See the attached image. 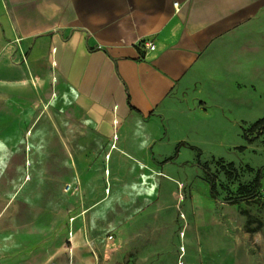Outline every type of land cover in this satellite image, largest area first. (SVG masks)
I'll return each mask as SVG.
<instances>
[{
	"label": "crops",
	"instance_id": "obj_1",
	"mask_svg": "<svg viewBox=\"0 0 264 264\" xmlns=\"http://www.w3.org/2000/svg\"><path fill=\"white\" fill-rule=\"evenodd\" d=\"M239 85L264 97V0H0V246L21 234L9 206L28 178L27 145L38 142L40 166L50 144L48 160L75 150L57 142L55 105L109 158L117 145L110 163L148 165L180 115L208 113L211 89L232 101Z\"/></svg>",
	"mask_w": 264,
	"mask_h": 264
},
{
	"label": "rangeland",
	"instance_id": "obj_2",
	"mask_svg": "<svg viewBox=\"0 0 264 264\" xmlns=\"http://www.w3.org/2000/svg\"><path fill=\"white\" fill-rule=\"evenodd\" d=\"M218 90L210 91L208 113H183L165 148L146 150L150 168L112 162L111 180L105 177L106 144L91 131L83 135L86 123L76 112L55 105L57 142L71 140L76 151L67 149V159L57 151V160H48L50 144L40 166L38 142H32L28 178L9 206L21 234L0 246V264H52L56 256L63 264L74 246L76 264H178L182 246L184 264H264V135L253 143L244 137V129L264 116V97L239 85L231 101L230 91L221 96ZM218 105L227 106V118ZM175 139L185 144L175 149ZM201 165L215 176V194Z\"/></svg>",
	"mask_w": 264,
	"mask_h": 264
},
{
	"label": "bare ground",
	"instance_id": "obj_3",
	"mask_svg": "<svg viewBox=\"0 0 264 264\" xmlns=\"http://www.w3.org/2000/svg\"><path fill=\"white\" fill-rule=\"evenodd\" d=\"M32 129H30V130H28L27 131V133L28 134H32ZM30 148V145H27V148ZM120 150L118 147H117V145H114V148H112L111 149V154H110V158H111V155H112V153L114 152V150ZM121 151V150H120ZM131 157V156H130ZM109 158V155H106V159H108ZM110 158H109V160H107V162L109 163V167L108 168H106V170H105V177H109V179L111 180V175H112V171H111V163H110ZM133 160H135L138 164H140V165H142V166H144V167H147V168H150L146 163H144L142 160H137V159H134L133 157H131ZM29 160L27 159V162H28ZM156 174L157 175H163V176H165V177H167L168 179H171V180H173V181H175V182H177L178 184H179V186H183L182 185V183H181V181H178V180H176V179H174L172 176H170L169 174H166V173H163V172H160V171H156ZM27 177H28V175H27ZM105 192H106V194H111L112 193V185H111V187H109V186H107L106 188H105ZM84 212H87V210H85ZM80 216H81V214H77L76 216H73V218L71 219V220H73V221H75V220H77V219H79L80 218ZM182 217H184V218H186V216H185V214L182 216ZM72 234H74V232H72ZM180 237H181V239H183V238H185L186 237V232L184 231L181 235H180ZM180 251H181V254H180V260H179V262H178V264H184V262H183V258L185 257V255L187 254V248L185 247V246H182L181 247V249H180ZM67 252L69 253V258H71V259H69V261L67 262V263H63V264H76L75 263V246L74 247H72V248H69V250H67ZM66 253V252H65ZM56 258V261L55 262H53L52 264H59V262L57 261V258H58V256H56L55 257ZM85 264H91V260H89V261H87V262H85Z\"/></svg>",
	"mask_w": 264,
	"mask_h": 264
},
{
	"label": "trees",
	"instance_id": "obj_4",
	"mask_svg": "<svg viewBox=\"0 0 264 264\" xmlns=\"http://www.w3.org/2000/svg\"><path fill=\"white\" fill-rule=\"evenodd\" d=\"M263 135H264V116L257 119L255 122H253L248 129H244V137L246 138V140L249 143L255 142L256 140H258ZM178 148H179V146L177 147V149ZM196 149L198 150V157H199L202 154V150L199 147H196ZM242 149H244V147H242ZM171 159H172V156L169 157L167 160H171ZM230 165H233V164H230ZM202 168L206 172V174L209 175L211 182H212L211 183V192L213 194H215L216 193L215 176L212 174L210 169L207 168L206 165L202 166ZM262 176H263V172H262V169H260L258 171V174H257L258 184H259V181L261 180Z\"/></svg>",
	"mask_w": 264,
	"mask_h": 264
},
{
	"label": "built area",
	"instance_id": "obj_5",
	"mask_svg": "<svg viewBox=\"0 0 264 264\" xmlns=\"http://www.w3.org/2000/svg\"><path fill=\"white\" fill-rule=\"evenodd\" d=\"M146 46L151 48V49H155L156 45L154 44V42H147Z\"/></svg>",
	"mask_w": 264,
	"mask_h": 264
}]
</instances>
